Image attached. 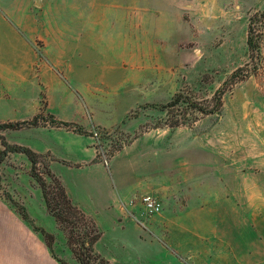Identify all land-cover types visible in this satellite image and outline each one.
Segmentation results:
<instances>
[{"label":"rangeland","instance_id":"1","mask_svg":"<svg viewBox=\"0 0 264 264\" xmlns=\"http://www.w3.org/2000/svg\"><path fill=\"white\" fill-rule=\"evenodd\" d=\"M75 5L80 19L67 48L84 98L69 96V106L54 99L58 116L45 111L93 134L96 159L106 166L97 170L104 171L105 195L77 185L87 183L92 169H51L47 156L37 164L48 181L44 188L28 156L11 152L0 161V247L8 236L47 243L44 229L54 237L51 251L67 264H83L86 248L98 264H264V0ZM251 19L261 34L259 59L248 48ZM238 69L241 79L229 85ZM224 84L229 89L219 112L201 113L186 101L164 108L181 93L210 110ZM36 101L29 97L27 104ZM29 116L0 108V122ZM176 119L186 123L174 126ZM20 129L1 130L0 146L1 137L24 139ZM60 186L83 214L75 229L62 217L68 210ZM148 195L160 203L159 212L147 211ZM119 200L111 220L105 208ZM196 201L213 209L205 217L209 229L199 221L201 211L189 215L198 222L184 221L190 218L185 205ZM3 254L0 249V264Z\"/></svg>","mask_w":264,"mask_h":264},{"label":"crops","instance_id":"2","mask_svg":"<svg viewBox=\"0 0 264 264\" xmlns=\"http://www.w3.org/2000/svg\"><path fill=\"white\" fill-rule=\"evenodd\" d=\"M79 2L80 0H0V108L11 107L16 113L29 114L31 118L41 111L43 98L46 111L49 109L58 116L52 107L54 99L59 98L62 104L69 106L72 103L68 100L69 96L74 100L77 97L84 98L82 86L71 76L75 72V54H72V48H67L70 47L67 41L77 31L75 27L81 12L75 14L74 11L78 9L79 6L75 4ZM65 19L70 21L66 22ZM29 97L37 98L33 106L27 104ZM28 107L32 109L28 110ZM93 125L102 124L94 122ZM20 130L25 131V138L13 141L50 158L51 169L56 164L80 171L92 169V176L87 183L79 180L77 185L85 190L94 188L96 196L104 198V171L97 170L100 167L104 170L106 166L96 160V139L93 134H80L65 127L51 125L24 127ZM53 174L61 180L55 172ZM48 177L51 179L49 175ZM64 188L69 197L74 198L67 186ZM201 192L197 195H201ZM121 201L123 202H111L112 206L119 205ZM110 205L105 208L108 209L105 216L115 220L118 208L111 206V209ZM209 209L213 210L203 202H191L184 207L187 216L201 211L202 218L199 221L202 226L207 227L205 217L208 216ZM184 221L188 224L198 222L197 219L186 216ZM4 240L6 241L0 247L4 253L2 264H63V258L52 252L43 238L26 235L8 236Z\"/></svg>","mask_w":264,"mask_h":264},{"label":"trees","instance_id":"3","mask_svg":"<svg viewBox=\"0 0 264 264\" xmlns=\"http://www.w3.org/2000/svg\"><path fill=\"white\" fill-rule=\"evenodd\" d=\"M253 19L250 21L249 25V32H248V48L250 50V55L252 59H259L261 57V45H260V33H257L256 30L253 27ZM239 69L235 72L232 73L230 76V84L232 85L236 83L238 80H240V76L238 75ZM228 83V81L226 82ZM229 89V86L226 87V84L224 86L220 87L216 93H215V105L212 109L208 110L206 108H203L202 106H199L198 104H195L192 101L187 100L182 96L181 93L177 94L171 101H169L166 105H164V108L167 110L172 108V107H178L180 102L186 101L187 105L190 106L193 110H198L201 113H208V112H219L222 108L223 105V96L226 93V91ZM46 104L43 101L42 102V109L40 112L35 114L29 119L25 120H16V121H3L0 122V131L5 130V129H20L24 127H31V126H45V125H51V126H56V127H65L68 129H71L77 133L80 134H89L88 131H86L80 124H77L75 122L71 121H64L59 118H57L54 114L46 112ZM183 123H186L185 121H181L180 119H176L175 123L173 124L174 126L181 125ZM1 145L0 146V161L4 160L9 153L11 152H21L24 153L28 156V158L32 162V174L36 178V180L44 187H47V182L42 177L38 172H37V164L39 163V158L43 157L41 154L35 152L32 150L30 147L19 145L16 143H10L8 142L5 138L1 137ZM97 160V159H96ZM48 175L51 177V179L56 178L55 175L50 171H48ZM57 179V178H56ZM59 180V179H58ZM58 193L62 195L64 198V201H66V210H68V214L62 216L65 221H67L68 224L72 225V228H77L78 227V221L77 219L80 217H83L82 213H79L78 209H76V206L71 204V201L68 197V194L66 193L65 189L61 186L57 188ZM73 205V206H72ZM71 210L72 212L70 213ZM26 219V217L24 216ZM73 220L71 221V219ZM76 220H75V219ZM40 231L44 234L47 240L48 246L51 248L52 243L54 242V237L49 234L46 230L40 229ZM87 252L84 253L83 259L84 262L83 264H98L95 262V258L93 256V251L91 248H86ZM63 264H67L63 261Z\"/></svg>","mask_w":264,"mask_h":264},{"label":"built area","instance_id":"4","mask_svg":"<svg viewBox=\"0 0 264 264\" xmlns=\"http://www.w3.org/2000/svg\"><path fill=\"white\" fill-rule=\"evenodd\" d=\"M144 205L147 209V211L151 213H157L161 210L160 203L151 195L144 196L143 197Z\"/></svg>","mask_w":264,"mask_h":264}]
</instances>
